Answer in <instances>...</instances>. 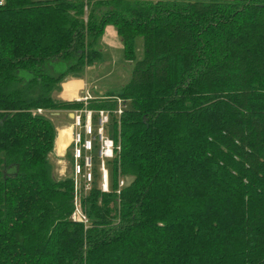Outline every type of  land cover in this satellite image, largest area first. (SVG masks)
Here are the masks:
<instances>
[{"label": "trees", "instance_id": "1", "mask_svg": "<svg viewBox=\"0 0 264 264\" xmlns=\"http://www.w3.org/2000/svg\"><path fill=\"white\" fill-rule=\"evenodd\" d=\"M107 23L128 60L137 37L143 56L87 104L125 102L106 127L107 191L93 142L84 223L74 145L57 178V124L36 109L84 107L55 94L100 57ZM0 264H264V0H4Z\"/></svg>", "mask_w": 264, "mask_h": 264}, {"label": "rangeland", "instance_id": "2", "mask_svg": "<svg viewBox=\"0 0 264 264\" xmlns=\"http://www.w3.org/2000/svg\"><path fill=\"white\" fill-rule=\"evenodd\" d=\"M96 48L100 50L101 55L92 65H90V66H94L92 68L95 70L92 73L89 72V75L87 77V79H89V82H87V86H88L87 90H90L93 94L96 93V94H102V95L117 91L118 89H120V87L124 83L128 81L129 76H130V71L132 69L134 62L137 59L142 58L143 56L142 39L140 37L136 38L135 44H134L135 57L133 60H128L124 56L123 46H122L120 37L117 35L113 24L107 23L104 27L102 35L99 37L97 41ZM58 93L59 92H57L55 96ZM52 111L53 110L44 111V112L45 113L50 112L48 115L52 119H54V124H58L59 122L60 123L66 122V123H69V125L70 124L72 125L73 123L71 122L73 121L72 119L70 120L68 119V117H65V115H63L62 117H60V121H59L58 117L56 118L54 117V115L51 114ZM56 128H57V125H56ZM77 130L81 131L80 127H77ZM54 143H55V148H56V140ZM53 151H54V144H53ZM52 154L50 155V160L53 163V175L56 176L57 178L65 177L68 174L71 175L72 170H71L70 164L65 159L61 160V158H57L53 156ZM99 165H100V162L99 163L96 162L94 164L95 168L97 169L96 172H98V175H97L98 179L101 177V171L98 170ZM108 169H110V165L107 164V167H106L107 174H108ZM82 173L83 172H81V175ZM74 176H75V181L78 180L79 186L83 185L84 191H87L89 187H91V182H87L86 180H84L82 176H81L82 180L79 178L80 174L77 175L74 172ZM98 179L96 182L97 184L99 183ZM101 185L100 187H102ZM82 195L84 194L82 192H79L78 186H75L74 205H75V208L77 209L76 211L77 216L80 215L79 213L83 214L82 206H81L82 205L81 204Z\"/></svg>", "mask_w": 264, "mask_h": 264}, {"label": "built area", "instance_id": "3", "mask_svg": "<svg viewBox=\"0 0 264 264\" xmlns=\"http://www.w3.org/2000/svg\"><path fill=\"white\" fill-rule=\"evenodd\" d=\"M86 4L88 0H83ZM155 1V0H153ZM4 0H0V4H3ZM86 12L87 5L84 6ZM91 95L85 94L77 98L76 101H81L84 103V107L81 109H74L72 111V141L73 146V157H74V172L84 178L87 182H91L93 178L92 171V156L91 149L93 147V142L96 141L98 144L97 157L100 160L99 171H101V188L104 191L108 190V174L105 167V160L111 159L115 155V150L118 151L119 146L115 145L114 140L108 136L106 132V127L110 121L112 115L117 117L123 112L125 102L122 99L118 100V106L116 109H97L92 110L87 107L88 101L91 100ZM37 113H43V109H36ZM80 127L81 131L77 130ZM82 137L84 139H82ZM88 137V138H87ZM83 159V164L80 165L79 160ZM81 172L82 175H81ZM103 180V181H102ZM120 185L123 181L120 180ZM75 186H79L78 180L75 181ZM78 190V189H77ZM77 209L75 208L73 214L71 215L72 220H79L84 223L87 222L85 214L79 213L77 216Z\"/></svg>", "mask_w": 264, "mask_h": 264}, {"label": "crops", "instance_id": "4", "mask_svg": "<svg viewBox=\"0 0 264 264\" xmlns=\"http://www.w3.org/2000/svg\"><path fill=\"white\" fill-rule=\"evenodd\" d=\"M92 67L94 66H88L86 67V69L84 70L83 74L81 76H68L66 77L60 84V91L59 93L56 95L57 98L59 100L62 101H76L77 98H79L80 96L84 95V94H89L91 95L92 98H97L100 97L102 94H96V93H92L90 90L88 89L87 86V82H89V79H87L89 72L92 73L95 69H93ZM72 111L69 110H54L52 111V115H54V117H58V120L60 121V117H62L63 115H65V117H68V119H72ZM72 122V121H71ZM62 129H69L70 130V137L71 138H67V141L65 143V147H61L58 146L57 142L58 139L61 137V130ZM59 130V131H58ZM73 128L71 127V124L69 125V123L66 122H62V123H58L57 124V128H56V135H55V139L54 142L56 140V148H55V143H54V151H53V156L57 157V158H61V160L63 159V156L65 155L71 141H72V131ZM58 133V134H57ZM57 137V139H56ZM69 142V143H68Z\"/></svg>", "mask_w": 264, "mask_h": 264}, {"label": "bare ground", "instance_id": "5", "mask_svg": "<svg viewBox=\"0 0 264 264\" xmlns=\"http://www.w3.org/2000/svg\"><path fill=\"white\" fill-rule=\"evenodd\" d=\"M61 137L58 139V142H57V144H58V146H63V147H65L66 145H65V143H66V141H67V138L69 137V138H71L70 137V130L69 129H62L61 130V135H60ZM65 145V146H64ZM57 149V148H56Z\"/></svg>", "mask_w": 264, "mask_h": 264}, {"label": "water", "instance_id": "6", "mask_svg": "<svg viewBox=\"0 0 264 264\" xmlns=\"http://www.w3.org/2000/svg\"><path fill=\"white\" fill-rule=\"evenodd\" d=\"M72 114V113H71Z\"/></svg>", "mask_w": 264, "mask_h": 264}]
</instances>
